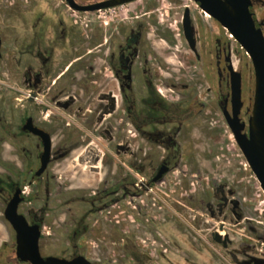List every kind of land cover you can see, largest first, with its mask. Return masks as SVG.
<instances>
[{
	"label": "flooded vegetation",
	"instance_id": "obj_1",
	"mask_svg": "<svg viewBox=\"0 0 264 264\" xmlns=\"http://www.w3.org/2000/svg\"><path fill=\"white\" fill-rule=\"evenodd\" d=\"M72 1L87 7L111 0ZM248 2L255 33L264 40V0ZM121 7L127 12L106 23L96 18L100 11H78L69 0H0V212L13 239L1 245L0 264H30L17 258L16 232L5 217L16 193L19 215L39 227L43 258L81 256L105 264L87 256L93 231L102 233L107 213L117 232L133 226L136 209L146 227L158 225L160 246L142 257L132 251L133 264H167L174 255L180 264H211L199 262V252L196 261L178 256L174 246L184 243V234L176 219L164 206L163 218L150 217L143 201L155 187H172L176 172L183 183L177 176L180 184L168 190L199 215L191 242L204 239L228 264H264V212L245 204L247 170L264 190L230 125L235 72L242 80L239 121L249 137L251 55L197 0H134L111 9ZM203 122L211 140L210 174L200 192L196 133ZM34 130L51 143L41 172L45 143ZM93 148L106 149L90 158L94 172L103 174L95 190L54 173L57 164L75 161L77 150ZM135 172L142 175L138 181ZM168 225L176 234L171 239ZM128 233L123 245L132 239Z\"/></svg>",
	"mask_w": 264,
	"mask_h": 264
},
{
	"label": "rangeland",
	"instance_id": "obj_2",
	"mask_svg": "<svg viewBox=\"0 0 264 264\" xmlns=\"http://www.w3.org/2000/svg\"><path fill=\"white\" fill-rule=\"evenodd\" d=\"M128 7H121L117 9H111L108 11H101L96 13V18L99 15H102V20L106 23H112L113 19H116L115 15L118 14H125L127 12ZM250 88V84L247 85L245 91ZM248 92V91H247ZM248 95L250 93L248 92ZM248 96H247V103H248ZM197 136V151H198V188L199 191L202 192L203 188H207L206 183L209 181V174H210V164L208 162L209 157V150L211 148V140H210V133L207 130L204 122L199 126V130L196 133ZM11 149H4L3 157L8 159L11 154ZM106 152L104 148H93V149H79L76 153L72 156L76 160L71 162H61L57 164L54 168V173L63 178L67 175L74 176L75 178L82 179V185L87 186L90 185V190H95L96 186L99 183V180L103 177L102 172L100 174H96L92 166H95L94 163L90 162L91 157H95V154H103ZM6 159V160H7ZM86 160V161H85ZM248 167V166H247ZM249 168V167H248ZM186 169V168H185ZM183 173V171H181ZM136 181L142 178L141 174H137L135 172ZM184 178L183 174L176 172L173 175V182H170L171 186L167 187H155L149 193V195H145L143 201L145 204L149 205L148 211L150 212V217H156V220H160L163 218L161 211H159L160 206L166 207V215L172 216L176 219V223L178 224L179 228L181 229L182 236L184 243L177 244L174 247L179 248V252L176 253L177 255L180 253L183 255V258H188L189 260L196 261V252H199V262L201 263H211V264H228V259L224 260L211 246L204 241L201 243H193L191 242V235L189 232H193L192 226L194 224V216H199L198 213L192 211L194 208L189 206L187 203L182 201V205L176 203L177 198L173 195V190L175 188V184H180V178L176 179V177ZM60 181H63L61 179ZM244 186V195L243 198L245 200V204L247 207L252 208L253 206H257L258 210H262L264 212V194L260 189L259 183L253 177L249 170L246 171V177L241 180ZM183 183V182H182ZM168 187L171 191L168 190ZM179 201H181L179 199ZM139 203V201H138ZM142 204L143 203H139ZM155 204V206H153ZM176 206H180L176 208ZM127 210L126 208H123ZM122 210V209H121ZM264 214V213H263ZM105 216L108 219L104 218V223L100 225L99 231H93L92 238L89 240V248L87 250V256L92 259L94 262L101 259L105 264H133L129 258V253L134 251L140 255V257L147 252V250L158 249L160 246L159 236L157 234L156 228L158 225H150L145 226L143 219L141 216L138 215L137 210L134 209V220L133 226L122 227L119 232L115 229V223L113 222L112 214L107 213ZM169 218V217H168ZM201 218V217H200ZM51 219V218H50ZM170 219V218H169ZM207 219V217L203 218L202 220ZM51 219L50 221H52ZM264 221V217H263ZM171 226L168 225L166 230V237L173 238L176 234L172 231ZM130 232V233H128ZM132 238L130 243L123 245L120 241L121 237H124L126 234ZM180 235V234H179ZM12 231L7 223L4 222L3 212H0V247L3 242L12 243ZM175 252V251H174ZM213 255L218 257L220 260H215ZM180 256V255H178ZM172 264H180L181 260L177 256H172ZM156 263V262H155ZM168 263L167 264H171ZM145 264H154V262H146ZM158 264V263H156ZM189 264V263H188Z\"/></svg>",
	"mask_w": 264,
	"mask_h": 264
},
{
	"label": "water",
	"instance_id": "obj_3",
	"mask_svg": "<svg viewBox=\"0 0 264 264\" xmlns=\"http://www.w3.org/2000/svg\"><path fill=\"white\" fill-rule=\"evenodd\" d=\"M72 7L82 12H95L105 9L115 8L134 0H111L101 4L79 7L69 0ZM205 12L215 16L223 25L228 28L233 35L242 42L248 53L251 55L255 71V97L252 116L249 121V137L242 134L245 128L240 124L239 114L243 106L242 103V80L239 73L233 72V109L234 119L230 120V125L236 135V139L246 154L249 165L261 182L264 190V40L261 35H257L254 30L252 16L249 10L248 0H197ZM246 22V26L242 23ZM186 36L191 41L192 32L186 30ZM193 41V40H192ZM39 133L45 143V150L42 158L43 171L51 156V143L49 136L43 132ZM164 170H162L155 181H158ZM19 193L9 203L5 217L13 226L16 232V254L23 263L30 264H92L84 257H77L72 261L61 260L54 257L43 258L40 254L39 240L40 231L38 226H29L26 218L18 213Z\"/></svg>",
	"mask_w": 264,
	"mask_h": 264
},
{
	"label": "built area",
	"instance_id": "obj_4",
	"mask_svg": "<svg viewBox=\"0 0 264 264\" xmlns=\"http://www.w3.org/2000/svg\"><path fill=\"white\" fill-rule=\"evenodd\" d=\"M111 10V9H110ZM101 12V11H100Z\"/></svg>",
	"mask_w": 264,
	"mask_h": 264
}]
</instances>
